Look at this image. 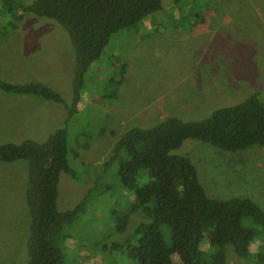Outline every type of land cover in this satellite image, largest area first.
<instances>
[{"label": "rangeland", "instance_id": "374dc122", "mask_svg": "<svg viewBox=\"0 0 264 264\" xmlns=\"http://www.w3.org/2000/svg\"><path fill=\"white\" fill-rule=\"evenodd\" d=\"M33 0H19L28 5ZM113 34L72 91L73 51L55 22L24 13L15 30H0V82H37L61 96L66 108L32 95L0 92V143L43 142L63 129L64 158L74 172L59 174L56 209L83 202L64 227L60 264H132L125 249L141 220L128 212L131 190L116 167H104L111 145L130 127H148L173 116L207 118L251 94L264 102V0H184ZM124 65L118 84L119 65ZM114 92L112 98L105 96ZM104 96V97H103ZM187 156L209 198H248L264 213V148L227 152L186 139L170 152ZM26 164L0 162V264H25L29 226L24 200ZM147 181L144 173L135 181ZM127 215L125 229L116 219ZM129 234V235H128ZM255 237L252 248L264 244ZM225 264H264L236 257L224 247Z\"/></svg>", "mask_w": 264, "mask_h": 264}, {"label": "trees", "instance_id": "16d2710c", "mask_svg": "<svg viewBox=\"0 0 264 264\" xmlns=\"http://www.w3.org/2000/svg\"><path fill=\"white\" fill-rule=\"evenodd\" d=\"M162 1L33 0L21 5L19 0H0L1 36L5 30L17 29L24 13L63 28L73 51L72 91L77 93L82 75L109 38L134 29L143 18L159 11ZM183 1L169 0L168 5ZM123 67L120 63L116 79L108 83H119ZM0 92L37 96L66 108L59 94L37 82H0ZM113 96L109 90L105 97ZM186 139L227 152L264 148V102L251 94L234 105L214 109L199 121L169 116L148 127H130L113 142L103 165L116 167L120 186L132 192L128 212L141 217L131 230L136 241L126 247V258L132 264H225L227 245L238 258L264 262V244L251 250L255 237L264 240V213L248 198L206 196L188 157L170 153ZM64 148L63 129L41 143H0V162L26 164L23 185L29 226L25 264H60L64 227L81 210L83 202L69 210L56 209L59 174L74 177ZM142 173L147 181L136 186ZM126 218L123 214L116 219L117 231L125 229Z\"/></svg>", "mask_w": 264, "mask_h": 264}]
</instances>
